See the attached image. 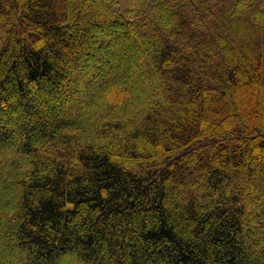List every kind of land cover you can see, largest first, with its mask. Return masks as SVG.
<instances>
[{"label": "trees", "instance_id": "trees-1", "mask_svg": "<svg viewBox=\"0 0 264 264\" xmlns=\"http://www.w3.org/2000/svg\"><path fill=\"white\" fill-rule=\"evenodd\" d=\"M0 264H264V0H0Z\"/></svg>", "mask_w": 264, "mask_h": 264}]
</instances>
